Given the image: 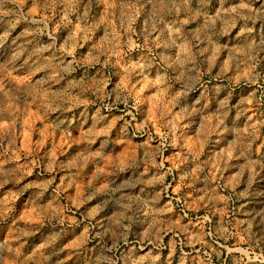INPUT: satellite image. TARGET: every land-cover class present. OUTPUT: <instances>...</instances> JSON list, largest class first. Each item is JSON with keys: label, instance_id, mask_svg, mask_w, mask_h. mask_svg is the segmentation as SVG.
<instances>
[{"label": "clouds", "instance_id": "1", "mask_svg": "<svg viewBox=\"0 0 264 264\" xmlns=\"http://www.w3.org/2000/svg\"><path fill=\"white\" fill-rule=\"evenodd\" d=\"M0 264H264V0H0Z\"/></svg>", "mask_w": 264, "mask_h": 264}]
</instances>
